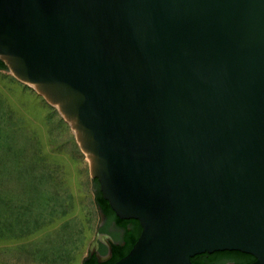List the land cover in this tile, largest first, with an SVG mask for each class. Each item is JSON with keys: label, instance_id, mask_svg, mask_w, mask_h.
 Wrapping results in <instances>:
<instances>
[{"label": "water", "instance_id": "water-1", "mask_svg": "<svg viewBox=\"0 0 264 264\" xmlns=\"http://www.w3.org/2000/svg\"><path fill=\"white\" fill-rule=\"evenodd\" d=\"M0 61L139 223L113 264H264V0H0Z\"/></svg>", "mask_w": 264, "mask_h": 264}, {"label": "rangeland", "instance_id": "rangeland-1", "mask_svg": "<svg viewBox=\"0 0 264 264\" xmlns=\"http://www.w3.org/2000/svg\"><path fill=\"white\" fill-rule=\"evenodd\" d=\"M99 212L70 125L32 86L0 70V264H81Z\"/></svg>", "mask_w": 264, "mask_h": 264}, {"label": "trees", "instance_id": "trees-1", "mask_svg": "<svg viewBox=\"0 0 264 264\" xmlns=\"http://www.w3.org/2000/svg\"><path fill=\"white\" fill-rule=\"evenodd\" d=\"M0 70H7V67L1 61H0ZM93 181L95 185V202L99 211L103 214V217L105 219H108L109 221H113L120 229L125 231V235L123 237L125 242L124 246H120V244L111 245L112 256L110 261H108L106 264H113L130 251V249L132 248L133 244L136 242L140 234L141 228L136 220H121L117 218L110 209L108 203L105 200H103L101 193L99 191L97 180L94 179ZM127 227L131 228L129 232L126 231ZM101 231H105V230H101ZM227 252H235V253H239L240 255H243L246 258L245 263L254 261V258L250 255L243 254L237 251H227ZM103 253L105 252H100L101 255ZM193 258H191L192 263H193ZM81 264H99V262L95 255H90L88 253V255L84 258Z\"/></svg>", "mask_w": 264, "mask_h": 264}, {"label": "flooded vegetation", "instance_id": "flooded-vegetation-1", "mask_svg": "<svg viewBox=\"0 0 264 264\" xmlns=\"http://www.w3.org/2000/svg\"><path fill=\"white\" fill-rule=\"evenodd\" d=\"M132 224V223H131ZM130 227L126 228V231H130ZM105 230V231H101ZM97 232L99 235L107 237L106 239L111 240V245H118L124 246V235L125 231L120 229L116 223L113 221H109L108 219H105L103 217V220L99 222L97 227ZM97 252H105L102 255L107 257L108 255V247L105 244V241L98 238V247ZM90 254V253H89ZM91 255V254H90ZM111 257L108 258L106 261L101 262L99 264H106L108 261H110ZM246 258L243 255H240L239 253L235 252H214L211 254L203 253L196 255L193 258V264H244ZM251 262H246L245 264H249Z\"/></svg>", "mask_w": 264, "mask_h": 264}]
</instances>
